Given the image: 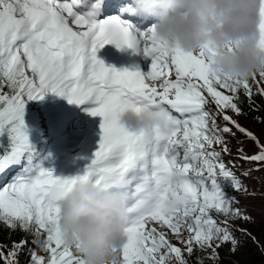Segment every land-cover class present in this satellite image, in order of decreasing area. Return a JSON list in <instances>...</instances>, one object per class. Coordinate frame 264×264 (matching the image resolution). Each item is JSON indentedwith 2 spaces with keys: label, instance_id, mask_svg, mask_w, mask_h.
I'll return each instance as SVG.
<instances>
[{
  "label": "snow or ice",
  "instance_id": "obj_1",
  "mask_svg": "<svg viewBox=\"0 0 264 264\" xmlns=\"http://www.w3.org/2000/svg\"><path fill=\"white\" fill-rule=\"evenodd\" d=\"M80 3L0 0V134L10 140L0 152V226L32 237L0 244V264H20L25 252L27 264H83L79 246H65L59 214L74 186L85 183L125 195V242L112 250L113 264H189L192 257L195 264H215L220 247L231 244L235 252L239 244L229 221L249 219L233 207L238 200L227 189L255 195L235 164L224 161L229 138L239 133L255 145V153L237 157L256 165L243 177L264 165V144L228 112L246 115L245 99L255 110V96L264 98V72L244 81L222 78L210 71L207 49L169 51L153 25L141 29L124 18L151 14L159 0H133L104 19L97 18L99 0L85 14L74 10ZM259 34L264 51V0ZM108 44L142 50L149 70L106 66L97 52ZM49 92L70 104L91 102L90 115L101 118L98 147L83 174L57 176L33 163L25 106ZM142 110L165 115L167 134H133L121 126L125 112Z\"/></svg>",
  "mask_w": 264,
  "mask_h": 264
},
{
  "label": "clouds",
  "instance_id": "obj_2",
  "mask_svg": "<svg viewBox=\"0 0 264 264\" xmlns=\"http://www.w3.org/2000/svg\"><path fill=\"white\" fill-rule=\"evenodd\" d=\"M262 0H159L151 12L155 38L169 51L211 54L210 71L244 81L264 72L259 48ZM120 124L133 134L168 132V119L152 111L125 112ZM126 198L123 192L78 184L60 205L65 246H79L83 264H113L112 250L124 244Z\"/></svg>",
  "mask_w": 264,
  "mask_h": 264
},
{
  "label": "trees",
  "instance_id": "obj_3",
  "mask_svg": "<svg viewBox=\"0 0 264 264\" xmlns=\"http://www.w3.org/2000/svg\"><path fill=\"white\" fill-rule=\"evenodd\" d=\"M255 91V89H254ZM35 101H29L25 106V125L29 131L32 132L34 141L29 146L31 149L32 160L34 164L40 166L47 160L50 154L54 151V142L58 137H55L51 132L53 126L50 124L47 130L42 127V114L33 119L30 117V110ZM255 110L249 107V103L245 99L242 104L243 111L246 115L235 116L232 112H228L233 119L237 120L243 127L254 133L264 144V98L257 95L255 96ZM37 113V112H34ZM42 115V116H41ZM40 119V120H39ZM50 131V132H49ZM49 132V134H48ZM230 143L228 148L231 150L230 155L224 156V161L228 165L235 164L233 169L237 176H239L243 184L247 187L248 193L254 192L255 195H249L245 192H233L231 188L227 191L230 195L237 197L238 203L233 207L239 208L243 211L244 215L249 219L244 221H229L232 224L233 234L239 241L235 252H232L231 244H225L219 248V259L215 264H264V165L260 166L259 171H252L248 177H243L241 174L248 169L256 167L253 163L246 162L243 159H238V155H252L256 152L255 145L246 139L243 135L237 133L235 138H229ZM242 143H239L241 142ZM10 147V140L7 132L0 134V152ZM242 148L243 153H238L237 149ZM219 150V148H217ZM87 150L81 151L78 155L84 154ZM73 155L72 157H74ZM28 167L25 160L24 169ZM218 219H223L218 217ZM21 239L31 241L32 237L26 233L17 230L10 232L9 229L0 226V244L8 245L11 247L12 242H19ZM29 247H34L29 244ZM35 251L41 255L39 247H35ZM187 256V254L185 253ZM202 255V253H198ZM29 257L27 253L20 255V264H27ZM189 264H195V257H192ZM205 264H213L212 261H206Z\"/></svg>",
  "mask_w": 264,
  "mask_h": 264
},
{
  "label": "rangeland",
  "instance_id": "obj_4",
  "mask_svg": "<svg viewBox=\"0 0 264 264\" xmlns=\"http://www.w3.org/2000/svg\"><path fill=\"white\" fill-rule=\"evenodd\" d=\"M151 62H146L143 72H146L150 68ZM65 103V108L61 107V104ZM83 105L78 108L77 122L72 126L74 119L73 115L76 112L71 111V106L66 98L58 96L55 93L45 94L42 100H36L30 110V117L35 119L42 114V128L47 130L51 124L53 126L52 134L55 137L61 139L53 144L54 151L50 154L47 160L41 165L45 169H54L57 176H74L77 174H83L86 166L90 163L93 153L98 147L100 139L101 118L96 116L89 118L87 115L90 105ZM66 110V111H65ZM65 111L64 116L60 115ZM37 112V113H34ZM40 113V114H39ZM62 119V120H61ZM40 120V119H39ZM72 126V128H70ZM50 132V131H49ZM48 132V134H49ZM29 146L33 143L34 137L31 131L27 129ZM87 150L84 154L78 155L79 152ZM75 155L74 157H72ZM185 235H187L185 233ZM169 239L174 245H177L183 249V245L179 244L174 236L169 233Z\"/></svg>",
  "mask_w": 264,
  "mask_h": 264
},
{
  "label": "bare ground",
  "instance_id": "obj_5",
  "mask_svg": "<svg viewBox=\"0 0 264 264\" xmlns=\"http://www.w3.org/2000/svg\"><path fill=\"white\" fill-rule=\"evenodd\" d=\"M143 61H144L145 63L147 62V64H148V62H151L150 58H145V57L143 58ZM147 71H148V70H147ZM147 71H146V72H147ZM88 104H90V103L88 102V103H85V104H82V105L72 104V106H71V111H72V112H76V113L73 115L74 119H73L72 124H71L72 126H75L74 124H76V122H77V119H76L75 116L78 117V114H80V113H79L80 111L78 112V108H79L80 106L88 105ZM90 106H91V105H90ZM92 106H94V105L92 104ZM61 107H62V108H65V103L61 104ZM65 111H66V110H65ZM65 111L61 113V115H60L61 118L64 116ZM61 120H62V119H61ZM72 126H71L70 128H72Z\"/></svg>",
  "mask_w": 264,
  "mask_h": 264
}]
</instances>
